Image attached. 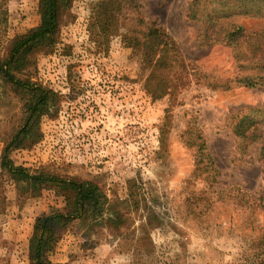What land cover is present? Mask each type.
<instances>
[{
	"label": "rangeland",
	"instance_id": "obj_1",
	"mask_svg": "<svg viewBox=\"0 0 264 264\" xmlns=\"http://www.w3.org/2000/svg\"><path fill=\"white\" fill-rule=\"evenodd\" d=\"M42 3L0 0V59ZM11 66L33 87L0 74V264H34L37 217L73 200L11 174L13 139L14 165L96 187L52 263L264 264V0H59Z\"/></svg>",
	"mask_w": 264,
	"mask_h": 264
},
{
	"label": "trees",
	"instance_id": "obj_2",
	"mask_svg": "<svg viewBox=\"0 0 264 264\" xmlns=\"http://www.w3.org/2000/svg\"><path fill=\"white\" fill-rule=\"evenodd\" d=\"M58 2L59 0H43L41 5L42 21L40 25L32 29L25 37L15 40L9 56L0 59V74L7 80L13 81L15 84L26 89L33 87L30 81L22 80L12 72L11 62L23 48L31 46L38 40L45 39L53 34L57 26ZM45 93L46 90L41 88V94L39 95L41 100L44 98ZM35 110L38 111L39 108H33L32 114L35 113ZM12 142H14V139L5 148L3 165L9 169L14 177L56 181L62 183V186L69 187L71 192H73V200L70 202L71 205L66 211H52L51 213H43L37 217L33 233L30 237L29 256L34 264H55L47 258V252L53 249L59 240L60 236L56 235L59 226L58 223L63 222L66 225L72 218L80 215L82 213L81 208L86 202L92 205L93 211H96V204H98V195L95 192L96 187L91 182L49 175L48 173L31 174L24 167L14 165L7 155V150ZM262 149L264 151V144Z\"/></svg>",
	"mask_w": 264,
	"mask_h": 264
}]
</instances>
